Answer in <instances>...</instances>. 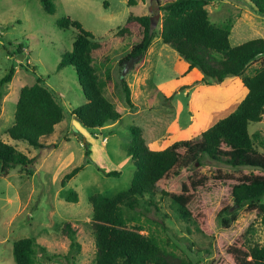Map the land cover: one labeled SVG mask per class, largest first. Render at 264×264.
<instances>
[{
	"label": "rangeland",
	"instance_id": "1",
	"mask_svg": "<svg viewBox=\"0 0 264 264\" xmlns=\"http://www.w3.org/2000/svg\"><path fill=\"white\" fill-rule=\"evenodd\" d=\"M50 1L54 5L52 13L44 10L41 0H0V78L11 66L15 68L0 97V139L34 160L28 167L16 165L7 175L0 173V264H16L13 243L26 237L34 238L44 248H36L34 264H94L96 246L88 197L94 193L111 196L128 188L134 171L127 156L129 127H140L144 142L154 150L176 140L200 139L204 130L236 108L245 94L242 76L252 75L262 59L259 56L252 61L242 76L208 85L201 82L202 73L196 68L183 75L187 63L157 35L143 61L136 62L123 77L131 91L130 107L120 83L124 63L119 62L137 39L132 35L121 37L117 32L130 13L150 14L152 26L159 32L163 11L157 7L164 0H136L135 6H129L127 0ZM208 2L205 8L212 23L232 24V46L253 38L264 39V16L249 0ZM61 17L80 22L96 40H108L104 55L110 82H104L103 93L121 111L119 120L92 130L75 120L72 110L86 100L74 68L68 65L57 69L62 54L72 49L75 31L60 29L56 20ZM103 65L97 56L93 66L101 81L105 79ZM37 76L44 79L65 112L53 132L40 139L43 148L6 134L14 122L19 89L32 84ZM248 130L254 146L264 153V118L250 123ZM86 138L91 150L88 157ZM76 166L81 169L63 185V176ZM96 166L119 174L106 175ZM188 173L195 180L211 178L196 187L189 205L193 215L199 214L203 232L175 215L169 197L160 192L162 188L170 190L168 182L158 185L154 196L157 207L144 204L134 211L125 210L128 225L140 226L142 233L154 237L176 264H235L228 247L236 242L264 245V225L255 210L238 209L229 228H222L218 217L223 207L233 205L232 186L244 176L257 174V169L232 168L203 158L202 165L196 163ZM69 189L77 193V202L65 200ZM66 223L72 232L66 229ZM73 242L78 248H71ZM54 254L57 256L52 257Z\"/></svg>",
	"mask_w": 264,
	"mask_h": 264
},
{
	"label": "trees",
	"instance_id": "2",
	"mask_svg": "<svg viewBox=\"0 0 264 264\" xmlns=\"http://www.w3.org/2000/svg\"><path fill=\"white\" fill-rule=\"evenodd\" d=\"M209 0H164L159 7L163 11L161 26L157 32L150 14L130 13L117 34L121 37L132 35L137 41L128 54L120 60L122 65L130 57L140 56L143 61L154 37L159 35L176 54L187 63L183 75L196 68L202 73L201 82L218 84L227 78L242 76L245 68L259 56L260 65L252 75H243L241 83L245 94L236 108L224 117L217 119L201 133L198 140H176L161 150L149 148L142 138L141 128L130 126V144L127 156L130 157L134 171L126 190L108 196L94 193L88 197L92 207L91 225L95 236L94 264H176L161 248L156 239L141 232V227L127 223L125 210H136L140 205L156 206L154 196L161 182H168L170 190L160 189L168 196L175 215L185 222H192L203 232L199 214L189 210L193 191L198 185L211 181V178L195 180L192 173L196 163L202 165L203 158L223 162L232 168L250 167L257 174L244 176L231 188L233 205L223 207L218 217L222 228H229L237 218L238 209L255 210L264 225V153L257 150L253 136L248 130L250 123H259L264 116V39H249L232 46L229 41L232 24L216 25L209 19L205 8ZM47 13L54 12L50 0H41ZM258 14L264 16V0H249ZM135 6L136 0H127ZM60 29L73 28L72 49L61 56L57 69L72 66L77 75L85 102L72 110L76 121L86 130L102 127L106 122L119 120L121 111L116 109L103 93L104 82H110V74L105 64L104 54L109 49L108 40H96L92 32L85 30L81 23L68 17L56 20ZM21 52V49H18ZM99 56L104 65V81H101L93 66ZM11 66L0 78V97L3 85L8 83L14 73ZM32 73L34 67H32ZM127 105L133 106L131 91L125 78L120 80ZM65 118L64 107L52 91L45 86L44 79L37 76L30 85L19 89L14 111V122L6 134L13 140L22 141L34 148H43L41 138L49 136L55 125ZM85 154L89 155V139L86 138ZM33 158L20 152L15 146L0 139V173L7 175L16 165H33ZM91 160H88V162ZM117 176L115 170L105 172ZM29 173L31 169L25 168ZM81 166L74 167L63 176L64 185L74 177ZM68 202H77V193L69 189L64 196ZM157 207V206H156ZM66 229L72 232L69 223ZM187 230L189 228L187 227ZM38 246L32 237L16 240L12 253L16 264H34ZM78 248L76 242L71 248ZM235 264H264V245L255 243L246 246L236 242L227 248ZM57 256L56 254L52 257ZM191 264V263H189Z\"/></svg>",
	"mask_w": 264,
	"mask_h": 264
},
{
	"label": "water",
	"instance_id": "3",
	"mask_svg": "<svg viewBox=\"0 0 264 264\" xmlns=\"http://www.w3.org/2000/svg\"><path fill=\"white\" fill-rule=\"evenodd\" d=\"M159 8V6L157 7V9ZM152 21V18H151ZM140 56H136V57H130L128 60H126L123 64V68L121 70V74H120V78L123 79L124 76H126L128 74V72L130 70L133 69L134 65L136 62H138L140 60ZM84 141H86V139H84ZM88 157V155H86Z\"/></svg>",
	"mask_w": 264,
	"mask_h": 264
}]
</instances>
